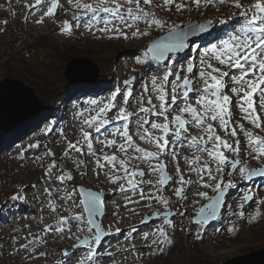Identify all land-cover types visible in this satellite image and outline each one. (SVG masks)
<instances>
[{
    "label": "snow or ice",
    "instance_id": "obj_1",
    "mask_svg": "<svg viewBox=\"0 0 264 264\" xmlns=\"http://www.w3.org/2000/svg\"><path fill=\"white\" fill-rule=\"evenodd\" d=\"M68 3L75 10L72 20L82 21V24L74 25L68 19L63 20L60 27L65 35L72 37L73 28L83 26L89 34L97 38L148 39L142 55L135 63L141 66L154 63L158 66V71L162 70V75L158 74L151 79V91L155 94L158 104L153 103L152 96L149 95L146 101L143 97L138 100L135 111H129L128 107L133 98L129 85L135 77L125 79L123 93L116 89L106 103L93 108L94 115L81 121L77 139L70 140L63 131L61 132L64 140L61 157L65 162L71 161L82 177L88 172L81 171L87 169L85 159L81 157L93 158L97 177L100 170L107 167L109 171L105 172V178L108 183L117 185L119 191L126 195L125 207L128 204H139L141 201H146L145 207L148 208L152 207L153 201L163 206V212L152 213L162 222L151 233H144L142 239L150 241L147 247L153 249L152 254H164L166 248L175 244L176 225L169 218L173 215L169 210L170 199L162 194L170 183L177 185L172 188V194L185 211L189 203L187 192L193 187L197 188L193 195L198 199H193L191 204L195 206L200 200L207 203L195 210V219L192 222L204 226L217 218L226 192L237 188L233 179L226 177H233L238 173L243 181H250L254 177L264 178V135L258 134L264 133V0H250L249 3H243L242 0H68ZM225 3L238 10L239 27L233 26L226 37H217V43L209 42L210 46L203 50H200L195 39H191V44L189 41L202 33L210 34L213 20L182 25L158 15V11L182 15L186 11H199L201 8L207 10L209 7ZM43 5H47V8L35 21L37 25H43L45 18L56 17L60 9L59 0H35L34 4L26 7L29 13L33 14V9H39ZM232 15L235 16V13ZM219 23L223 25L227 21L220 19ZM154 32L163 34L152 38ZM186 49L196 55L188 58L186 66L177 67L174 57ZM131 71L135 72L136 68L133 67ZM144 92L149 93L147 86ZM120 96L123 97V106L118 107L116 100ZM17 103L21 109L28 110L29 114L40 122L48 121L50 113L41 109L29 93L18 91ZM234 108H238L239 121L235 119L237 113L233 111ZM114 109L117 110L113 113ZM110 113L113 114L110 116ZM77 115L83 117L84 112L81 111ZM133 116L137 117L135 123L138 129H142V132L138 131L135 135L141 142L150 145L152 150L141 147L134 140L133 134H130L129 122ZM245 123L257 131L246 128ZM193 130L198 135H192ZM52 131L53 126L46 127L44 134L48 135ZM105 133L113 137L119 136L122 142L118 144L115 138L101 139ZM241 135L245 140L243 145ZM96 143L115 151L108 155L102 148L98 154ZM40 147L39 141L29 144L19 153L18 159L23 162L30 149ZM242 147L247 148V151L242 152ZM44 148L43 155L34 156L31 160L43 168V175L49 182L56 181L63 186L57 187L55 192L60 194L59 199L68 205L67 208H58L50 199L48 207L52 213L59 211L68 214L58 215L54 225H44V237L30 233L32 239L25 237L28 242L21 245L14 254L29 252V256L24 258L26 261L45 258V252H40L39 256L32 253L36 252V244L46 245L47 234L55 233L61 237L67 236L69 240L74 238L77 243L73 248L78 245L87 247L86 258L78 260L77 264H95V258L99 255L98 248L105 235L102 223H98L96 219L104 215V193L74 185L69 190L68 184L74 180L71 171L60 168L56 153L47 145H44ZM177 148H188L194 153H199L191 159L184 158L189 169L188 175L191 177L194 174L195 180L185 178ZM201 155L207 159L202 160ZM161 157L170 158L175 162V179L169 175L168 166ZM242 157H251L260 162L261 166L250 169ZM46 160L50 162L45 165ZM133 161L146 164L147 173L138 164H133ZM146 175L158 178L153 183L151 180L145 181ZM145 183L153 187L155 193L160 194L150 193L145 196L144 189L140 187ZM208 189L214 195L210 196ZM44 192L50 198L53 196V190L50 188H45ZM129 192H138L140 199H131V196L127 195ZM18 199H21L19 191L11 196L13 201ZM243 201H254L250 191L244 194ZM254 202L264 205V199ZM240 207L243 208V204ZM76 209L79 211H75ZM129 211L135 213L134 208ZM184 214V211L179 212L180 216ZM238 216L242 220L245 219L243 211L239 212ZM260 218V212L257 210L255 215L248 217V223L251 224ZM73 223L77 232L86 231L90 236L81 239L73 232ZM116 231L119 233L120 229L117 228ZM227 231L230 235H235L239 229L233 225ZM13 239L15 241V237ZM197 239L201 237L197 236ZM29 245H32L31 249ZM132 251L139 250L133 245ZM77 254L65 249L62 253L65 264H70ZM107 255L113 254L109 252Z\"/></svg>",
    "mask_w": 264,
    "mask_h": 264
},
{
    "label": "rangeland",
    "instance_id": "obj_2",
    "mask_svg": "<svg viewBox=\"0 0 264 264\" xmlns=\"http://www.w3.org/2000/svg\"><path fill=\"white\" fill-rule=\"evenodd\" d=\"M34 2L35 0H0V81L3 79H10L7 77L8 75L18 77L20 82L33 91L36 99L40 101L41 109L50 113L48 121L40 122L36 118L23 128L14 132L15 135L14 133L12 134V132H0V217H4L8 220V224H2L0 221V264L38 263L39 260L43 258L35 259L34 261H26L24 258L29 256V252H20L18 255L14 253L17 249H20L21 245L28 242L25 237L29 240L32 239L30 233L44 237L45 233L42 231L44 225H54L58 215H62L60 212L52 213L50 211L48 207L50 199L45 192L38 194L34 191L27 195L24 194L25 196L20 195L21 198L24 197V203L21 199L16 201L11 200V196L16 194L17 191L23 194L22 188L25 185L29 187L33 186L35 176H38L40 179L44 177V170L38 166V163H36V167L30 168V170L27 168V164L31 161L30 157L43 155L45 151L44 145H47L48 148H51L56 153L58 166L71 171L74 177V180L68 184L69 190H71L74 185L76 187L83 186L86 189L97 191L85 184V177L79 175V172L74 168L71 161L65 162L62 160L61 153L63 151L62 145L64 140L61 136V132L63 131L64 135L70 140L77 139L80 132L79 130L75 131L73 125L81 119L94 115L93 108L96 105L102 106L106 103L116 89H120L121 93H123L125 88L123 81L131 77H135V79L129 85L133 92V98H131L128 110L135 111L138 100L143 97L146 101L149 95L152 96L153 103L158 104V101L155 99V94L151 91V79L158 74L162 75V70L158 71V66L154 63L143 66L136 65L135 63L136 59L142 55L144 46L148 43V39L130 40L132 41V45H130L129 48H125V45H123L121 41L97 38V36L89 34L83 26L74 27L73 36L69 37L65 35L63 31H61V33L59 32L58 27L62 24V21L68 19L72 21L74 25L78 23L82 24V21L72 20L75 10L68 3V0H59L60 9L56 17L53 19L45 18V23L43 25L31 23L33 20L31 17L30 20H28L27 18L21 17L16 12V10H18L17 6L21 5L23 9L26 10L28 9L26 6L34 4ZM177 2H181V0H177ZM242 2L249 3L250 0H242ZM46 8L47 5L41 7L42 15L43 11H46ZM233 13H235V16L232 15ZM158 15L182 25H186L188 22L196 23L213 20L214 24L210 30V34L204 37L194 38L200 50L208 48L210 46L209 42L217 43L216 38L218 37V32L215 31L220 28H222L221 31H219L220 37H226V34L232 31L233 26L239 27L237 23L239 12L232 8L229 3L212 6L207 10L201 8L199 11H186L182 15L176 14L175 12L167 14L163 11H158ZM220 19L226 20L227 23L221 25L219 23ZM162 34L163 33L154 32L152 38ZM189 43L191 44V38ZM194 55L196 54L186 49L181 54H176L174 61L177 67L182 65L186 66L188 58ZM73 60H86L92 65L89 66L83 63L71 69V75H74L73 77L77 83H69L68 78L64 76L66 67ZM133 67L136 68L135 72L131 71ZM95 76L96 80L94 83L89 84L82 81ZM138 82L140 85H138ZM94 84L103 87L105 90L104 93L100 92V94L103 97L105 95V97L97 99V102L93 100V102H95L91 103L88 101L90 98L88 97L84 105L76 102L73 104L70 103V101L74 99V96L70 95L67 97L65 95L66 88L77 87L81 89L82 87L94 86ZM145 86L149 88L148 94L144 92ZM135 92L138 93V97ZM76 94H80L81 96L82 91L80 90V93L77 91ZM116 104L119 107L123 106L122 96L117 97ZM81 111L84 112V116L78 117L77 114ZM233 111L237 113L235 119L239 121L240 115L238 108H234ZM134 117L137 118L133 116L129 122V126H135L137 131L142 132V129H138L137 125H135ZM49 126H53V131L45 135L44 129ZM245 127L254 132L257 131L252 129L251 125L247 123H245ZM23 131H26L24 135L22 134L25 138L21 141H17V139L13 141L14 136ZM191 134L198 135L194 130ZM220 134L222 136L224 135L222 132ZM258 134L264 135V133ZM133 138L139 145L152 150L150 145L139 143L136 136L133 135ZM37 141H39L41 147L39 149H30L25 154L26 159L21 162L18 159L19 153L23 149H26L29 144ZM241 141L243 145L245 140L242 135ZM95 147L96 150L100 152L102 148L103 152H114L113 149L105 148L103 145L101 148L96 145ZM177 150L181 152L179 149ZM241 151L245 152L247 148L242 147ZM187 152L199 155V153H194L191 149ZM161 159L168 166L169 175L173 176L175 179V162L166 157H161ZM201 159L204 160L207 159V157L201 155ZM242 160L247 163L250 169L261 166L260 162L251 159V157H242ZM49 162V160H46L45 165ZM179 163L182 171L185 173V178L195 180L196 177L194 174L189 177L187 164L183 167L180 159ZM22 164L25 166H21ZM146 169L148 170L147 165ZM93 170V172L96 171L95 166ZM81 171H84V169H81ZM145 172L147 173V171ZM157 178V176L146 175L144 179L145 181L151 180L155 183ZM226 179H233L237 184V188L230 189L226 192L217 219L212 225L201 226L192 222L195 218V210L207 203L205 200H200L199 204L195 206L191 204L193 199H198L193 195L197 188L193 187L187 192L189 203L185 211V208L172 194V188L177 185L170 183L162 194L170 199L169 210L173 215L169 218L176 225L174 246L166 248L164 254H152L153 249L147 247L150 241H144L142 235L140 237V243L143 247L139 254H135L136 252L132 251L134 254H130L129 259H114L106 262V264H187V261L191 259L200 258L214 264H224L229 260L248 255L264 247V205L254 202L255 200L264 199V178L254 177L250 181H243L237 173L233 177H226ZM42 182L46 183L44 180ZM142 185L150 186L147 183ZM53 187L57 188L63 186L59 185L57 182L53 184ZM107 187L110 189L118 188L117 185L113 184ZM199 190L203 191L205 189ZM152 191L155 193L153 187ZM207 191L210 196L214 195L210 189ZM248 191L254 196V201H243V196ZM54 193L55 194L51 197L53 202L62 206L67 205L59 199L60 194L56 195V192ZM155 194L159 195L160 193ZM104 200L106 202L107 197L104 196ZM37 202L42 203L44 210L33 217V219H24L25 213H22L21 210L27 209V207H37ZM241 204H243V208L240 207ZM142 207L143 206L135 205L133 207L135 213L129 210L125 212V214L128 215L125 220L127 224L124 225L126 230L122 233L125 234V242L131 241L133 238L132 234L135 230H143L147 227L142 234L146 232L151 233L156 226L162 222L160 218L153 216L152 213L153 211L163 212V206L153 201L151 208L146 207L144 209ZM6 208H9V211H5ZM11 210H13L12 213ZM257 210H259L261 218L249 224L248 217L255 215ZM75 211H79V209ZM181 211L185 212L184 216L179 215ZM241 211L245 213V219L243 220L238 216V213ZM111 213L112 212L104 209V215L101 219L99 220L98 217L96 218L97 222L102 223L105 229V235L102 240L108 239L115 234L116 225L111 224L107 226V220L113 219L108 218ZM136 213H139V215ZM233 225L239 229V231L235 235H230L227 230ZM73 226V231L77 233L74 223ZM181 229H183V231H181ZM84 233L89 234L86 231ZM53 235L54 233L47 234L46 241L52 239ZM197 236H200L201 239H197ZM14 237L15 241L13 239ZM74 241L75 239L71 241V244L74 245L77 243H74ZM123 245L124 243H122V246ZM31 248L32 245H29V249ZM46 249L45 247V250ZM117 249L119 250V248ZM64 250V247H62L59 250V254L62 255ZM40 252H42L40 244H36V252L32 253V255L39 256ZM95 260L97 261H95V264H104L98 256Z\"/></svg>",
    "mask_w": 264,
    "mask_h": 264
},
{
    "label": "bare ground",
    "instance_id": "obj_3",
    "mask_svg": "<svg viewBox=\"0 0 264 264\" xmlns=\"http://www.w3.org/2000/svg\"><path fill=\"white\" fill-rule=\"evenodd\" d=\"M18 1H24V0H18ZM60 1H66V0H60ZM22 8V9H21ZM16 12L17 14H19L21 17L27 18L28 20H30V17L33 19L31 23H35V20L39 19L42 16V10L41 8L39 9H33V14L29 13L28 9H23V6L19 5L17 6ZM41 10V11H40ZM59 32L61 33L62 29L59 26L58 27ZM222 28H220L219 30L215 31L218 32L217 35L218 37H220V33L219 31H221ZM82 32V31H81ZM80 32V33H81ZM121 41V43L123 45H125V48H129L130 45H132V41L130 40H119ZM138 85H140V83L138 82ZM80 90L82 91V95L80 96V94H76V92L78 91V93H80ZM104 93L105 90L103 89V87H99V85L94 84V86H90V87H82L77 88V87H69L65 89V95L67 97H69L70 95L74 96V99H72V101H70V103H81V104H85L87 102V98L90 97L88 99V101H90L91 103H94L95 101L97 102V99L99 98H104V97L100 94ZM136 96L138 97V93H136ZM80 97V98H79ZM93 100H95L93 102ZM101 104V103H100ZM119 107V106H118ZM117 109L113 110V113L116 111ZM113 113H110L109 115L111 116ZM134 122L136 121L137 118H133ZM83 119L79 120L78 122H76L73 125V129L75 131H78L80 129L81 126V121ZM136 125V123H135ZM129 130H130V134H133L134 136L137 137V141L141 144H143V142H141L138 138L137 135H135L138 131L137 128L135 126H129ZM24 132H20L18 133L16 136H14L13 141H15L17 139V141H21L23 140L25 137ZM194 132H196L194 130ZM197 133V132H196ZM23 134V135H22ZM15 135V133H14ZM93 135L95 136L96 134L93 133ZM21 136V137H20ZM115 138L117 140V143H121L122 141L120 140L119 136L117 137H113L111 134L109 133H105L104 136L101 137V139H106V140H111ZM96 146H98L99 148H101V144L96 143ZM141 146V145H140ZM143 147V146H141ZM177 149H179L181 152H179ZM176 150L179 152V157L180 160L182 161L183 167L186 165V163L184 162V158L187 157L188 159L193 158L192 153H189L187 151H189L188 148H177ZM115 151V149H113ZM184 150V151H183ZM98 153H100V151H97ZM104 153H107L108 155H112L113 153L106 151ZM118 155H120L119 153H117ZM133 154V153H130ZM81 159H85V162L87 164V169H84V171L86 170L88 172L87 175H85L84 179H86L84 182L86 185H88V187L96 189L97 191H103L104 196L107 197V200L105 202V210L112 212L110 216H108V218H113L110 220H107V226L108 225H116V229L119 228L120 232L118 233L115 229V234L113 236H111L110 238H106L102 240V244L101 246L98 248V257L101 258V260L104 262V264H106V262L108 261H112V260H125V259H129V255L130 254H134L132 252L133 249V245L135 246V249H138L139 251H135V254H139L140 250L142 249L143 245L140 243V237L143 235L142 232L144 230L147 229L144 228L143 230H135L134 233L132 234L133 238L131 239V241L125 242V234H122L125 232V228L124 225H126L127 223L125 222V220L127 219L128 215L125 214V212H128L129 209L133 208L135 205H139V206H143L142 208H146L145 204L147 203L146 201H141L139 204H128L127 207H125L126 204V195L121 193L119 191L118 188H114V189H110L107 186L110 185V183L107 182L106 178H105V172H108L109 169L106 167L104 170H100V175L97 177L95 175V172H93L94 170V163H93V158L92 157H81ZM31 160V157H30ZM133 164H138V166L145 170L148 171L146 169V165L133 161ZM24 165V164H23ZM25 166V165H24ZM36 163H33L32 160L27 164V168H32V167H36ZM188 167V165H187ZM32 173V172H31ZM103 177V178H102ZM46 181V183H43L42 181ZM49 181L45 178L42 177L41 179L38 176H35V181L33 182V186H28L25 185L22 189H23V194H21V192L19 193V195H27L30 192H34L36 191L38 194H42L44 192L45 188H50L53 190V194H55V187H53V184L57 183L56 181ZM141 188L144 189V194L145 196H147L150 193H153L152 191V187L150 186H144V185H140ZM25 194V195H24ZM56 195H58V193H56ZM128 196H131V199L133 200H139V193L138 192H129L127 194ZM49 199H51L50 197H48ZM20 200V199H19ZM22 202L24 203V197L21 198ZM21 202V201H20ZM21 202V203H22ZM58 208H67L68 205L62 206L57 204L56 202H54ZM37 207H27V209L21 210L22 213H25L24 215V219L29 218V219H33V217L37 216V214L41 213L44 208L42 207V203L37 202ZM23 208V207H22ZM21 208V209H22ZM9 211V208H6L5 211ZM45 210L47 211V209L45 208ZM13 212V210H11V213ZM59 212V211H58ZM145 212V211H144ZM60 214L64 215V214H68L66 212H60ZM4 217H0V221L2 222V224H8V220ZM3 220V221H2ZM117 221H119V223H117ZM73 230H74V226H73ZM75 232V231H73ZM76 235H78L80 238H84L89 236V234H86L84 232H77ZM74 239V238H73ZM72 239V240H73ZM67 238V236L65 237H61L57 234L54 233L52 239L47 240L46 241V245H40L41 247V251L45 252L47 255L45 258L39 260L38 263L36 264H65V258L62 257L61 254H59V250L64 247V249L69 250L70 252H76L78 253L75 256V259H73L70 264H77V261L80 259H84L86 258V253L88 251L86 246H77V248H73V244H71V241ZM76 242V240L74 241V243ZM122 243H124V245L122 246ZM9 245V244H6ZM128 245V246H125ZM45 247L47 248L45 250ZM119 248V250L117 249ZM111 252L113 255L112 256H108L107 253ZM96 261V260H95ZM97 262V261H96ZM100 264V263H97Z\"/></svg>",
    "mask_w": 264,
    "mask_h": 264
},
{
    "label": "water",
    "instance_id": "obj_4",
    "mask_svg": "<svg viewBox=\"0 0 264 264\" xmlns=\"http://www.w3.org/2000/svg\"><path fill=\"white\" fill-rule=\"evenodd\" d=\"M208 34L209 33H202L199 36L193 37L191 39L197 37H204ZM181 53H177V54H181ZM83 63L92 66L90 62L86 60H73L66 67L64 76L68 78L69 83L76 82V80L73 77L74 75H71L72 72L71 69H74L77 65L79 66L82 65ZM95 80H96V76L89 79H84L82 81L91 84L94 83ZM20 90H23L25 93H29L31 95V99L40 106V101L36 99L33 91L30 88L26 87L22 82H20L19 80L3 79L2 81H0V132L6 131V132H12L13 134L14 132L18 131L20 128H23L28 123L36 119L34 116L29 114L28 110L21 109V107L18 105L17 92ZM219 210L217 212V216ZM98 219L100 220L101 217H98ZM216 219L209 221L207 225L209 226L212 225ZM224 264H264V247H262L257 251H253L248 255L240 256L232 260H229Z\"/></svg>",
    "mask_w": 264,
    "mask_h": 264
},
{
    "label": "trees",
    "instance_id": "obj_5",
    "mask_svg": "<svg viewBox=\"0 0 264 264\" xmlns=\"http://www.w3.org/2000/svg\"><path fill=\"white\" fill-rule=\"evenodd\" d=\"M4 64H6V63H4ZM8 78H10V79H19L18 77H14V76H10V75H8L7 76ZM187 264H214V263H211V262H209V261H205V259H203V258H200V259H191L190 261H187Z\"/></svg>",
    "mask_w": 264,
    "mask_h": 264
}]
</instances>
